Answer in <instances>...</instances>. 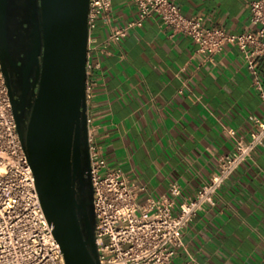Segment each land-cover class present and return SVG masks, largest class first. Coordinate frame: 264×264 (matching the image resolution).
I'll return each instance as SVG.
<instances>
[{"label":"crops","instance_id":"obj_1","mask_svg":"<svg viewBox=\"0 0 264 264\" xmlns=\"http://www.w3.org/2000/svg\"><path fill=\"white\" fill-rule=\"evenodd\" d=\"M173 1L208 27L239 33L251 26L249 0ZM136 17L130 0H112L113 24ZM100 65L87 105L90 128L108 166L123 171L139 202L170 197L178 205L193 196L216 171L217 157L234 139H249L254 119L264 118L236 48L207 57L155 18L130 29ZM257 69L264 83V58ZM182 241L173 264H264V139L217 191L214 205L187 223Z\"/></svg>","mask_w":264,"mask_h":264},{"label":"built area","instance_id":"obj_2","mask_svg":"<svg viewBox=\"0 0 264 264\" xmlns=\"http://www.w3.org/2000/svg\"><path fill=\"white\" fill-rule=\"evenodd\" d=\"M137 17L123 25L111 20L112 0H89L86 16L85 63L86 105L92 98L93 75L100 69L101 56L111 55L129 30L157 19L170 35L189 37L197 52L213 57L225 47L240 53L252 78V90L264 109V83L257 60L264 58V0H249L250 28L232 33L219 25L206 26L200 15L185 16L173 0H130ZM100 28L105 34L100 38ZM255 132L247 140L234 139L233 148L217 157L210 179L178 205L170 197H147L137 201L135 187L123 171L110 168L94 141L87 115L89 178L93 192L99 264H173L183 245L187 223L207 206L233 172L251 157L264 139V118L254 119ZM234 135L233 130L228 131ZM178 192L177 188H173ZM0 264H64L60 247L43 214L34 178L23 151L12 114L0 63Z\"/></svg>","mask_w":264,"mask_h":264},{"label":"water","instance_id":"obj_3","mask_svg":"<svg viewBox=\"0 0 264 264\" xmlns=\"http://www.w3.org/2000/svg\"><path fill=\"white\" fill-rule=\"evenodd\" d=\"M89 0H0V63L40 206L64 264H99L89 178ZM20 89L10 91L12 74Z\"/></svg>","mask_w":264,"mask_h":264},{"label":"flooded vegetation","instance_id":"obj_4","mask_svg":"<svg viewBox=\"0 0 264 264\" xmlns=\"http://www.w3.org/2000/svg\"><path fill=\"white\" fill-rule=\"evenodd\" d=\"M17 76L13 73L10 78V91L13 97L18 101L20 96V89L17 83Z\"/></svg>","mask_w":264,"mask_h":264}]
</instances>
